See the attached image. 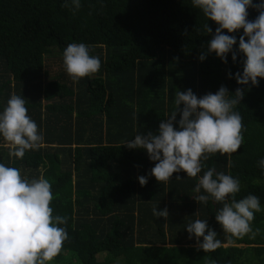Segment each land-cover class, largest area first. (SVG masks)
Returning a JSON list of instances; mask_svg holds the SVG:
<instances>
[{
	"label": "trees",
	"instance_id": "1",
	"mask_svg": "<svg viewBox=\"0 0 264 264\" xmlns=\"http://www.w3.org/2000/svg\"><path fill=\"white\" fill-rule=\"evenodd\" d=\"M64 2L0 0V111L13 93L22 96L45 138L42 148L16 159L0 137V163L29 179L43 175L52 184L53 215L69 217L70 238L51 264H206L205 257L217 264H264V210L255 213L252 228L260 233L254 239H229L215 218L222 204L211 199L200 204L193 191L199 176L215 167L239 179L236 200L253 194L264 209V169L258 165L264 158V78H258V86L237 82L246 59L239 51L243 29L224 30L237 38V58L229 52L225 63L207 53L217 23L191 0H81L75 12ZM248 13L250 21L259 15L254 7ZM80 42L100 57L101 73L74 82L64 68L63 51ZM173 63L181 65L182 79L169 78ZM221 86L230 95L244 90L235 110L246 131L231 156L233 166L217 153L202 161L197 178L181 171L166 184L158 182L150 175L156 162L147 151L124 142L158 133L175 109L177 92L191 89L202 97ZM180 118L177 113V129ZM140 176L147 178L145 186ZM154 206L167 208V219L154 216ZM197 218L207 220L222 247L197 250L187 231Z\"/></svg>",
	"mask_w": 264,
	"mask_h": 264
},
{
	"label": "clouds",
	"instance_id": "2",
	"mask_svg": "<svg viewBox=\"0 0 264 264\" xmlns=\"http://www.w3.org/2000/svg\"><path fill=\"white\" fill-rule=\"evenodd\" d=\"M191 2L207 19L217 23L207 53L214 52L225 63L229 52H232L234 61L237 58L233 50L237 38L225 34L224 30L235 33L243 29L239 51L245 54L246 59L243 73L237 72L236 79L241 85L251 82L258 86V78H264V4H254L253 0ZM63 6L75 12L81 8V0H65ZM250 7L259 11L254 21L248 19ZM204 30L208 34L213 32L208 24L204 25ZM90 53V47L84 42L70 43L64 49V68L72 81L91 77L101 69L100 57ZM207 53L201 54L199 59H206ZM243 96L242 88H237L235 94L230 95L225 86L202 97L191 89L179 91L175 95V109L166 115V121L160 123L158 133L137 134L123 145L130 149H145L150 160L156 162L150 175L165 184L173 173L181 171L186 172L189 178H197L204 167L202 161L217 153L228 156L229 167H232L231 156L240 149L244 141L243 132L246 131L241 114L235 110ZM177 113L181 115L179 129L175 127ZM0 137L9 157L16 159H23L26 152L44 146V135L28 114L26 100L22 96L13 93L0 111ZM258 165L264 169V158L258 161ZM138 179L141 186L148 182L145 176ZM201 190L206 194H201ZM193 191L199 194L194 198L200 204H207L210 199L222 204L215 218L229 239L245 236L254 239L260 233L259 228L253 230L252 222L255 213L264 209L260 199L253 194L236 200V194L240 192L238 178L211 167L199 176ZM54 198L52 184L43 175L29 179L22 175L20 169L0 163V264H51L61 254L64 243L70 238L67 230L69 217L53 215L54 209L50 205ZM152 211L157 218L167 219L169 216L167 208L158 211L154 206ZM187 231L190 239L195 237L197 250L209 253L223 246L207 220L197 218L190 221ZM205 261L206 264H217L208 257Z\"/></svg>",
	"mask_w": 264,
	"mask_h": 264
},
{
	"label": "rangeland",
	"instance_id": "3",
	"mask_svg": "<svg viewBox=\"0 0 264 264\" xmlns=\"http://www.w3.org/2000/svg\"><path fill=\"white\" fill-rule=\"evenodd\" d=\"M204 48V47H203ZM207 48V47H206ZM205 49V48H204ZM174 64V63H173ZM60 67V66H59ZM172 67V70L174 71L173 73H171V72H169L168 71V76H170L169 78H172L171 80H178L179 78L180 79H182V76H181V73L183 74V72L181 71L182 70V67H181V65L180 64H177V65H175L174 64V66H171ZM60 72L62 73L63 72V70L62 69H60ZM99 73H101V70L99 71ZM174 74V77L172 76V75ZM185 74H186V76L189 74V71H187L186 69H185ZM104 78L106 79V75L104 76ZM168 81H169V79H168ZM183 82V81H182ZM112 88V90L114 91V88L113 87H111ZM105 104H106V102H105Z\"/></svg>",
	"mask_w": 264,
	"mask_h": 264
},
{
	"label": "crops",
	"instance_id": "4",
	"mask_svg": "<svg viewBox=\"0 0 264 264\" xmlns=\"http://www.w3.org/2000/svg\"><path fill=\"white\" fill-rule=\"evenodd\" d=\"M84 107L87 108V104H86V103H85V105L83 106V109H84ZM78 114H79V111L77 110V111L74 112L73 117H74L75 119L78 118Z\"/></svg>",
	"mask_w": 264,
	"mask_h": 264
}]
</instances>
